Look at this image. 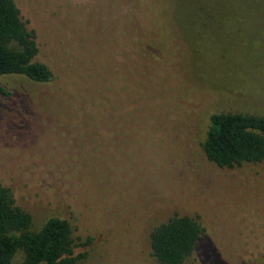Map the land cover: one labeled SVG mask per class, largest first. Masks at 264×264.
<instances>
[{"label":"rangeland","instance_id":"rangeland-1","mask_svg":"<svg viewBox=\"0 0 264 264\" xmlns=\"http://www.w3.org/2000/svg\"><path fill=\"white\" fill-rule=\"evenodd\" d=\"M14 1L53 73L46 84L1 79L12 96L0 97V186L34 228L68 220L80 264H157L151 231L188 216L227 263L264 264V160L219 168L202 150L211 115L264 116V0H239L240 15L215 19L210 40L168 20L175 82L118 56L125 38L90 12L95 40L82 32L74 43L42 6L58 0Z\"/></svg>","mask_w":264,"mask_h":264},{"label":"trees","instance_id":"trees-1","mask_svg":"<svg viewBox=\"0 0 264 264\" xmlns=\"http://www.w3.org/2000/svg\"><path fill=\"white\" fill-rule=\"evenodd\" d=\"M64 1L68 3V9H65ZM238 2L58 0L56 8L52 2L50 5L53 9L46 8L43 3L42 6L47 14H51V22L53 19L64 22L62 24L65 26L61 29L74 32V43L81 39L82 32L86 35H83L85 42L93 43L95 40L93 35L84 31L89 12L94 20L106 23V31L108 24L115 25L117 34L125 38L121 40L116 37L114 46L118 56L128 61L136 60L139 68L142 67L139 63L151 65L154 78L158 77L161 82H175L174 63L177 55L172 51L175 39L172 38L168 20L174 19L176 24H180L179 29L188 32V35L210 40L212 35L209 29L217 23L215 19L240 15ZM244 14H247L246 11ZM190 25L198 28L190 29ZM108 38L113 39V36L108 35ZM85 42L80 45L83 51ZM93 46L87 47L89 51H94ZM38 53L37 33L28 30L22 22L15 1L0 0V97L8 99L12 96L1 84V79L6 76H22L38 84L52 81L50 68L36 61ZM149 60L153 61L152 64ZM117 66L116 70L120 68ZM125 66L130 68V64ZM149 80L153 81L151 76ZM202 150L208 161L219 168L262 162L264 116L243 113L211 115ZM72 235L69 221L55 215L34 228L33 217L16 204L12 190L0 186V264H80L84 255L76 254ZM204 238L203 229L196 220L188 216H175L151 231L150 255L157 264H229Z\"/></svg>","mask_w":264,"mask_h":264}]
</instances>
